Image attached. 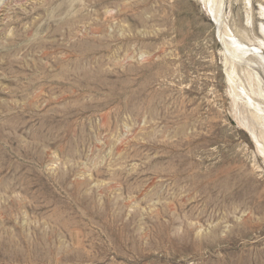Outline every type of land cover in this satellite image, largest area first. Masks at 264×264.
Returning <instances> with one entry per match:
<instances>
[{
	"label": "rangeland",
	"instance_id": "1",
	"mask_svg": "<svg viewBox=\"0 0 264 264\" xmlns=\"http://www.w3.org/2000/svg\"><path fill=\"white\" fill-rule=\"evenodd\" d=\"M224 1L0 0V264H264L220 35L264 0Z\"/></svg>",
	"mask_w": 264,
	"mask_h": 264
},
{
	"label": "bare ground",
	"instance_id": "2",
	"mask_svg": "<svg viewBox=\"0 0 264 264\" xmlns=\"http://www.w3.org/2000/svg\"><path fill=\"white\" fill-rule=\"evenodd\" d=\"M204 2L208 8L210 7V12L214 14L215 21L219 26L225 1L204 0ZM261 20L262 28L260 30L264 32V11H262ZM220 31L221 39L225 43L226 62L231 65L229 69L232 68L226 75L227 82L231 84L229 95L232 97L236 109L232 108V110H235L241 125L251 133V137L256 143V152L264 158V54L262 50L264 37L260 35L261 39L257 38V42H253L251 39L253 44H249L247 41L238 39L229 30L227 32L231 34L224 32L222 35V30ZM238 68L242 69L244 76L246 73V76H243L246 78V82L242 80L244 78L241 77ZM234 104L231 105L234 107Z\"/></svg>",
	"mask_w": 264,
	"mask_h": 264
}]
</instances>
